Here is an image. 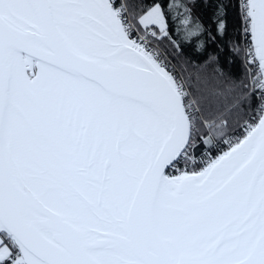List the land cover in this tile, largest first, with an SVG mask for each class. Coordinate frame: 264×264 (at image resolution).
Masks as SVG:
<instances>
[{
  "label": "snow or ice",
  "instance_id": "snow-or-ice-1",
  "mask_svg": "<svg viewBox=\"0 0 264 264\" xmlns=\"http://www.w3.org/2000/svg\"><path fill=\"white\" fill-rule=\"evenodd\" d=\"M192 2L0 0V264H264V0L211 92Z\"/></svg>",
  "mask_w": 264,
  "mask_h": 264
},
{
  "label": "trees",
  "instance_id": "trees-1",
  "mask_svg": "<svg viewBox=\"0 0 264 264\" xmlns=\"http://www.w3.org/2000/svg\"><path fill=\"white\" fill-rule=\"evenodd\" d=\"M220 0H193V15L207 30L201 37L205 41L203 50H198L195 42L183 44L181 50L168 46L169 58L176 69L185 76L198 77L200 85L208 92L215 91L229 80L243 79L246 74V63L243 52L232 49L235 42L243 47L246 41L238 31L239 21L234 8V0H223L226 9L227 30L223 36L216 31V5ZM216 59L213 60L212 58ZM223 75H220V71ZM210 110L209 114H211Z\"/></svg>",
  "mask_w": 264,
  "mask_h": 264
},
{
  "label": "built area",
  "instance_id": "built-area-1",
  "mask_svg": "<svg viewBox=\"0 0 264 264\" xmlns=\"http://www.w3.org/2000/svg\"><path fill=\"white\" fill-rule=\"evenodd\" d=\"M170 59V58H169ZM177 70V69H176ZM178 71V70H177ZM179 72V71H178Z\"/></svg>",
  "mask_w": 264,
  "mask_h": 264
}]
</instances>
